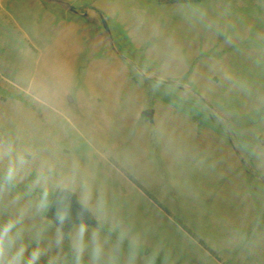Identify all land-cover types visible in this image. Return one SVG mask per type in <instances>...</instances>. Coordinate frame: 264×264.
I'll return each instance as SVG.
<instances>
[{
  "label": "rangeland",
  "instance_id": "374dc122",
  "mask_svg": "<svg viewBox=\"0 0 264 264\" xmlns=\"http://www.w3.org/2000/svg\"><path fill=\"white\" fill-rule=\"evenodd\" d=\"M44 186L25 261L77 264L66 190L79 264H264V0H0V224Z\"/></svg>",
  "mask_w": 264,
  "mask_h": 264
},
{
  "label": "clouds",
  "instance_id": "9594fccd",
  "mask_svg": "<svg viewBox=\"0 0 264 264\" xmlns=\"http://www.w3.org/2000/svg\"><path fill=\"white\" fill-rule=\"evenodd\" d=\"M26 163L23 156L19 158V164L23 166ZM18 169L10 168L7 172L6 181L11 183L15 180ZM43 183L47 184V177L41 174L38 177L37 181L32 185L34 188L37 184ZM2 191V188H0ZM49 193L47 187L42 188V192L38 201L29 200L28 203L22 205L19 209L18 214L7 220V222L0 224V264H35V261L40 255V250L36 249L31 257L25 261L24 253L26 247L23 243H20L23 237L24 232V221L28 216L30 211H35V213L40 214L41 216L47 211L49 206ZM20 197H17L19 200ZM87 203V201H85ZM63 215L59 217L61 223L63 222ZM87 227L81 223L78 228L75 230L72 236V247L77 256V264H79V257L82 254L86 246V233ZM91 241L93 244V253L94 256L99 259L104 252V243L101 239L100 231L96 230L92 233ZM63 237L60 234L59 229L56 233V243L62 244Z\"/></svg>",
  "mask_w": 264,
  "mask_h": 264
},
{
  "label": "water",
  "instance_id": "95a60500",
  "mask_svg": "<svg viewBox=\"0 0 264 264\" xmlns=\"http://www.w3.org/2000/svg\"><path fill=\"white\" fill-rule=\"evenodd\" d=\"M153 113V110L144 112L149 118H153ZM61 215L64 217L62 223L59 219ZM47 217L59 227L65 236L70 232L74 224L95 225V220L87 208L79 204L77 197L66 190H58L56 192Z\"/></svg>",
  "mask_w": 264,
  "mask_h": 264
},
{
  "label": "crops",
  "instance_id": "0c3cea01",
  "mask_svg": "<svg viewBox=\"0 0 264 264\" xmlns=\"http://www.w3.org/2000/svg\"><path fill=\"white\" fill-rule=\"evenodd\" d=\"M53 198H54V197H53ZM52 201H53V199L50 201V205H51ZM49 208H50V207H49Z\"/></svg>",
  "mask_w": 264,
  "mask_h": 264
}]
</instances>
